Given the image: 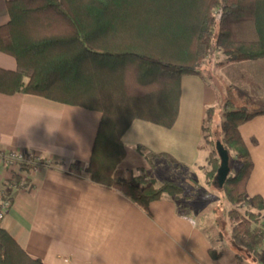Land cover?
<instances>
[{
    "label": "trees",
    "instance_id": "obj_1",
    "mask_svg": "<svg viewBox=\"0 0 264 264\" xmlns=\"http://www.w3.org/2000/svg\"><path fill=\"white\" fill-rule=\"evenodd\" d=\"M9 20L0 25V51L13 56L15 70L0 67V92L39 95L64 104L99 111L102 118L86 168L96 184L119 190L146 212L166 194L186 193L165 180L120 177L126 157L123 136L136 119L171 128L180 113L182 77L204 74L214 49L226 60L264 58V0H7ZM225 93L206 109L202 144L212 146L206 172L211 188L234 205H247V217L235 209L244 236L263 216L261 196L249 198L255 167L240 127L264 114L251 98L240 95L223 77ZM229 155V174L218 180L222 159L217 143ZM257 230L256 235H262ZM219 252H217L218 256ZM0 264H46L29 255L0 225Z\"/></svg>",
    "mask_w": 264,
    "mask_h": 264
},
{
    "label": "crops",
    "instance_id": "obj_2",
    "mask_svg": "<svg viewBox=\"0 0 264 264\" xmlns=\"http://www.w3.org/2000/svg\"><path fill=\"white\" fill-rule=\"evenodd\" d=\"M8 20L7 0H0V25ZM0 67L15 70L16 59L0 51ZM218 67L232 88L264 110V74L259 82L241 76L246 70L264 72V58ZM220 90L199 75H184L176 123L168 128L136 119L123 136L127 154L119 176L154 179L157 185L199 179L209 154L198 147L206 109L218 105ZM101 118L99 111L82 106L0 92V153L26 152L42 160L30 176V189L16 185L0 160V181L13 200L0 225L29 255L46 264H264L262 242L255 250L258 262L212 243L183 211L182 195L166 194L146 212L123 192L93 182L86 168ZM240 132L255 162L248 196L264 200V114Z\"/></svg>",
    "mask_w": 264,
    "mask_h": 264
},
{
    "label": "rangeland",
    "instance_id": "obj_3",
    "mask_svg": "<svg viewBox=\"0 0 264 264\" xmlns=\"http://www.w3.org/2000/svg\"><path fill=\"white\" fill-rule=\"evenodd\" d=\"M226 55L220 49H214L209 58L205 61L204 74L209 83H216L214 76L221 75L224 81L231 86L224 73L218 70L217 62L225 61ZM262 74L264 72L258 70H246L241 73L243 78H248L252 82L260 81ZM256 80V81H255ZM220 86L221 95L223 98L224 88ZM240 95L242 92L234 88ZM246 96V95H245ZM259 106V105H258ZM208 150L211 151L212 146L208 143H203ZM209 156V154H208ZM206 168L205 171L210 169V165L204 162ZM200 173V178L195 177V180L191 182H182L181 186L186 189V193L180 194L184 198L188 199L189 202L185 203V199L181 198L180 205L185 213L194 217L198 225L203 229V231L208 234L212 243L219 244L224 247V250L234 251L242 255L245 259L256 260V251L258 244L263 243L259 251H264V218L260 219V222L253 223L252 225V236H244L237 227V219H231L229 211L235 209L237 214L241 217H247L249 212V207L247 205H234L231 204L222 194V192L217 189H213L207 182V178L204 179L205 171ZM191 175V174H189ZM257 230L262 231V235H256Z\"/></svg>",
    "mask_w": 264,
    "mask_h": 264
},
{
    "label": "built area",
    "instance_id": "obj_4",
    "mask_svg": "<svg viewBox=\"0 0 264 264\" xmlns=\"http://www.w3.org/2000/svg\"><path fill=\"white\" fill-rule=\"evenodd\" d=\"M0 160H3L6 167L14 174L13 181L23 189L32 188L31 174L41 165L39 156L26 152L0 153ZM13 206L12 196L0 181V221L6 216Z\"/></svg>",
    "mask_w": 264,
    "mask_h": 264
},
{
    "label": "water",
    "instance_id": "obj_5",
    "mask_svg": "<svg viewBox=\"0 0 264 264\" xmlns=\"http://www.w3.org/2000/svg\"><path fill=\"white\" fill-rule=\"evenodd\" d=\"M217 150L220 154V157L222 159L221 166L218 170V180L221 185H223L228 177L229 174V155L227 150L221 145L220 142L217 143Z\"/></svg>",
    "mask_w": 264,
    "mask_h": 264
}]
</instances>
